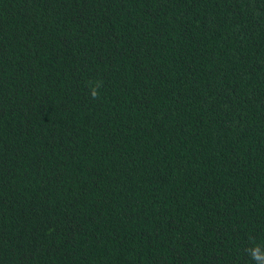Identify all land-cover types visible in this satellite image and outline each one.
<instances>
[{"label":"trees","instance_id":"trees-1","mask_svg":"<svg viewBox=\"0 0 264 264\" xmlns=\"http://www.w3.org/2000/svg\"><path fill=\"white\" fill-rule=\"evenodd\" d=\"M0 264H264V0H0Z\"/></svg>","mask_w":264,"mask_h":264},{"label":"clouds","instance_id":"clouds-1","mask_svg":"<svg viewBox=\"0 0 264 264\" xmlns=\"http://www.w3.org/2000/svg\"><path fill=\"white\" fill-rule=\"evenodd\" d=\"M99 85H97L98 87ZM93 99L97 98L99 93L96 91V89H90Z\"/></svg>","mask_w":264,"mask_h":264}]
</instances>
